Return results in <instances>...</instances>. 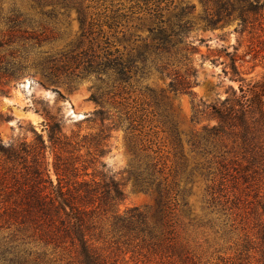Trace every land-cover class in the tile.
Here are the masks:
<instances>
[{"label":"trees","instance_id":"trees-1","mask_svg":"<svg viewBox=\"0 0 264 264\" xmlns=\"http://www.w3.org/2000/svg\"><path fill=\"white\" fill-rule=\"evenodd\" d=\"M22 1L25 7L14 0L6 7L0 0V95L24 76L39 77L40 86L57 94L60 86L72 91L93 78L89 101L95 109L68 135L63 115L34 99L30 109L42 117L40 131L30 127V142L0 140V264H113L104 253L108 242L170 241L176 223L170 214L185 192L180 183L187 186L195 178L206 184V209L234 210L250 222L264 258V81L246 78L237 48L228 52L221 46L200 55L202 62L223 57V74L237 87L229 85L223 98L203 102L194 91L199 83L192 56L199 44L190 39L196 26L214 30L232 22L235 32L250 34L264 20V0H196L201 6L196 15V5L183 0ZM72 14L75 37L43 51L56 38L59 18ZM151 74L166 78L174 97L189 98L190 123L204 122L198 131L184 132L163 94L148 86L149 102L127 104V96ZM147 115L158 120L174 151L171 183L161 161L138 139ZM83 123H97L98 129L81 134ZM117 130L124 132L131 155L127 180L155 194L153 223L137 208L122 214L116 209L123 191L102 158ZM100 219L109 221L106 232Z\"/></svg>","mask_w":264,"mask_h":264},{"label":"rangeland","instance_id":"rangeland-1","mask_svg":"<svg viewBox=\"0 0 264 264\" xmlns=\"http://www.w3.org/2000/svg\"><path fill=\"white\" fill-rule=\"evenodd\" d=\"M14 1L18 5L26 6L22 0ZM183 1L196 5L195 15L201 12V6L196 0ZM7 2L12 3L11 0H6V7H8ZM73 18L74 14L70 19L59 18L55 27L56 38L51 44L43 45V51L49 50L50 47L61 48L75 37L78 27L76 22L72 21ZM236 27V22L230 23L223 29L214 30H204L196 26L190 34V39L194 40L196 45L199 44V52L192 56L194 66L198 68L199 83L194 91L197 98L205 103L213 102L216 95L223 98L229 85L237 87L236 83L229 82L223 74L224 66L221 62L227 63L223 57L215 64L209 59L202 62L200 55L205 57L221 46L227 48L228 52H233V47L237 48V65L241 72L247 73L246 78L264 81V20L260 19L259 22L254 23V29L250 34L235 32ZM38 79L39 77L24 76L11 83L5 95H0V140L3 144L8 145L23 138L30 142L31 126L40 131L39 124L42 122V117L30 109L34 99L43 103L48 102L52 113L63 115L64 132L68 135L77 130L74 126L75 122L81 121L94 111L95 105L89 101L91 93L94 92L91 88L95 84L93 78L82 80L72 91L60 86L59 94L50 86H40ZM167 85L166 78L151 74L135 86L137 88L127 96L126 102L128 105H133V101L149 102L150 98L148 93L144 92V87L153 88L156 94H163L166 99L165 105L184 132L192 129L198 131L204 122L190 123L192 111L189 98L174 97L168 92ZM144 108L148 107L144 106ZM141 127L138 139L150 148L153 157L161 161L164 174L171 183L175 170L174 151L166 134L162 131L158 120L151 115H147ZM97 129V123H83L81 134L94 133ZM110 136L107 142L108 153L102 161L106 163L110 175L117 180L123 191V200L116 209L122 214L130 208H137L147 216L150 223H153L155 194L152 190H139L133 186L132 180H127V171L131 168L132 162L124 142V132L112 131ZM47 161L51 179L56 183L50 152H47ZM180 185L179 189L185 192L183 195H177V206L170 214L173 222H176L171 240H162L160 244H142L140 240H135L129 245L108 242L109 244L104 246V253L113 264H264V258L259 251L260 244L253 236L255 229L251 230L252 225L246 218L237 216L234 210L219 212L206 209L202 203L206 184L201 178H195L194 182L187 186L181 181ZM183 201L187 203L186 206L182 205ZM247 201H252V198H247ZM99 225L106 232L109 221L100 219Z\"/></svg>","mask_w":264,"mask_h":264}]
</instances>
